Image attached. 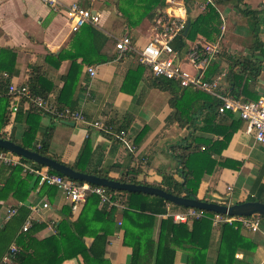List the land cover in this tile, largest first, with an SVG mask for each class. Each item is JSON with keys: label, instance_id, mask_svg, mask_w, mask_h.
Masks as SVG:
<instances>
[{"label": "crops", "instance_id": "crops-1", "mask_svg": "<svg viewBox=\"0 0 264 264\" xmlns=\"http://www.w3.org/2000/svg\"><path fill=\"white\" fill-rule=\"evenodd\" d=\"M59 1L76 2L97 13L98 25H85L72 32L63 12L51 10L41 0H0V133L15 140L29 133L25 143L37 146L45 130L53 125L49 152L63 163L75 164L80 172H103L118 179L134 170L137 181L155 185L161 183L163 176L180 180V163L174 149L186 145L191 134H202L174 117L171 102L179 101L183 89H177L173 97L153 84L154 77L138 63L135 54L117 58L115 50L116 41L124 34L131 37L134 46L141 47L148 40L147 34L153 33L154 16H140L136 9L129 8L125 15L119 12L118 6L125 12L132 0ZM191 1L194 7L187 5L188 17L206 13L208 7L217 15L213 26L211 22L202 25L194 42L221 36V52L205 76L212 73V77L224 78L230 61L242 62L252 57L260 62V72L257 77L241 75L240 98L264 97L263 52L251 49L255 36L264 45V0ZM127 19L136 24L128 25ZM192 44H187L179 54V63L186 70L191 69L186 53ZM88 67L96 70L92 80L86 71ZM10 84L28 85L35 94L59 106L80 109L88 121L103 122L114 134L118 129L124 130L134 149L130 151L115 135H105L84 124L52 120L24 104L12 113L10 106L16 100L7 93ZM220 88H227L223 79ZM202 104L194 102L196 113L205 112ZM201 120L202 116L196 122L197 128ZM211 158L215 164L209 174L202 176L198 199L208 194L211 199L228 204L255 199L264 202V144L255 142L242 122L221 154ZM19 179L27 184V196L25 186L11 190ZM44 202L49 206L47 209L39 214L29 213L32 222L43 225L30 235V243H25L34 260H50L52 264H157L161 222L168 217L166 214L148 219L136 211L128 215L117 210L108 218V211L99 205L96 196L88 198L76 214H71L57 190L40 185L35 177L18 168L0 163V224L8 209L40 206ZM173 210L183 209L174 206ZM191 229V223L186 224V230ZM260 229L264 231V218H260ZM239 230L247 241L239 240L233 257L228 254L218 264H264L262 233ZM102 232L107 234V243L103 261H98L88 250L94 235ZM220 236L221 229L211 226L208 237L204 234L197 239L198 244L207 246L200 263L217 264ZM170 238L171 235L166 243L169 244ZM172 246L175 248L172 264H187L188 252L182 248L190 245L185 233ZM224 247L231 251L234 242H226ZM137 248L138 254L132 261L133 250L135 253Z\"/></svg>", "mask_w": 264, "mask_h": 264}, {"label": "trees", "instance_id": "trees-1", "mask_svg": "<svg viewBox=\"0 0 264 264\" xmlns=\"http://www.w3.org/2000/svg\"><path fill=\"white\" fill-rule=\"evenodd\" d=\"M141 2L142 4L138 5V0H132V2H130L125 7V9H127L125 12L122 6H118V10L123 15H125L128 12V8L129 10L136 9L137 15H148L150 17L154 16L153 24H155V19L162 15L163 9L165 7V0H141ZM216 17L217 15L211 7H208L206 13H201L195 18L187 17V23H189L188 31L186 32V34H184L183 30L181 34H179L172 40V49L177 53L182 52L186 48L187 44H192L197 39V36L201 34L202 25H209V23L211 22V26H213L215 24ZM127 24L134 25L136 24V22L127 19ZM207 38L211 39L209 36H207ZM251 49H258L262 51L264 58V45L256 36L254 45ZM211 64H213V61ZM237 68H239V72L236 71ZM259 72L260 62L256 61L252 57L244 59L242 60V62L230 61L227 68V72L224 74L223 78V83L227 84V88L223 90L220 88L221 92L234 99H240L242 101H254L244 100L240 98L239 88L243 80V76L241 75L247 74L250 77H257ZM205 78L207 80L213 78L212 73L207 74ZM153 84L162 90L169 91L171 95H173V97L175 96L177 89H183L180 96L178 97L179 101L173 100L171 102V105L175 109L174 117L178 120V122L184 120L188 128H194L199 133H202L200 135L191 134V140H187L185 141L186 143H184L186 145L178 146L174 149V152L178 153L176 154V157L180 163L178 173L181 174V179L175 180L172 176H163L161 183L155 185L137 181L135 179L136 171L134 170H129L127 174H124L118 179L112 178L103 172L86 171L85 173L93 174L101 178L116 180L123 183L154 186L175 196H181L186 198L196 197L202 176L205 173L209 174L211 172L212 166L215 164L214 160H212L211 158V155L221 154V152L227 147L233 134L240 127L241 121L237 117L235 118L231 113H226L222 116H218L216 112L218 101L206 93L181 88L176 82L165 78L154 77ZM30 90L32 91L33 89L30 88ZM32 92L35 93L34 90ZM197 101L203 102L202 109L205 111L204 113L201 110L196 113L197 110L194 107V102ZM200 116H202V124L197 128L196 122L198 121ZM120 130L121 129H118L117 132H119ZM52 131L53 125H50L42 134L39 147H37L36 145L32 146L31 144L25 143L24 139L29 136V133L24 134L21 140H15L13 138L7 137L5 133H0V138L11 139V141L26 149L36 151L44 157H48L60 163H63L49 152V144ZM207 134L213 136L208 137L206 136ZM30 135L32 136L33 133H31ZM23 160L31 162L26 159ZM63 164L71 167L76 171H79L75 164ZM50 172L58 174L53 170H50ZM23 186H25L24 188H26L25 193L27 196L28 189L27 184L24 182V180H17L15 184L11 186V190L18 191ZM118 192L122 194L124 198L126 209L123 210V212H125V214L127 213L128 215H133L132 211H136L139 215H145V218L152 219L157 215L166 213V201H164L162 198L156 196H149L141 193H128L122 191ZM91 196H89L88 198H90ZM201 200L219 204H228L227 202L213 200L208 194H206L205 197ZM254 201L264 203L259 199H255ZM179 208L185 209L183 207ZM116 211V209L108 211L107 217L112 218ZM205 213L206 217L192 221V229L190 232L186 230V224L174 223L170 217H167L161 222L159 237L161 239L158 247L159 258L157 264L173 263L175 248L172 245L176 243L179 236L183 235V233H185L186 237L188 238V244L190 245V247L187 249L182 248L181 246L179 247L188 252L187 264H205V262L200 263L199 258L200 256H203L207 249V246L200 245L197 241V239L202 237L204 234L206 235V237H208L209 231L211 229V221L209 217L213 215V213ZM28 214L29 209L26 206H20L16 208V212L14 215L4 220L0 224V262L4 254L7 252L9 246L11 244H15L18 248L17 252L11 260V264H52L50 260H44V262L43 260H41L42 262L36 261L34 260V257L28 254V248H26L25 243L27 241L28 243H30V235H32L38 229L43 227V225L33 222L27 232H21V227L24 221L26 220ZM260 218L262 219L264 217ZM220 229L221 241L217 252V264L228 254L233 257L234 250L239 240L247 241L246 238H243L240 235V230L238 228L235 229L233 226L222 225L220 226ZM21 234L24 235L21 236ZM167 235H171L169 244L166 243L168 237ZM226 242H234V247H232L231 251H229L228 247H224V243ZM106 243V232H102L101 234H95L92 245L88 250L89 255L95 260L103 261ZM137 254L138 248L135 249V253L133 250L132 261L135 260L134 258H136Z\"/></svg>", "mask_w": 264, "mask_h": 264}, {"label": "built area", "instance_id": "built-area-1", "mask_svg": "<svg viewBox=\"0 0 264 264\" xmlns=\"http://www.w3.org/2000/svg\"><path fill=\"white\" fill-rule=\"evenodd\" d=\"M41 1L53 11H62L72 32L78 31L85 25L97 26L99 23L100 17L97 13L82 8L76 2L62 4L59 0ZM188 12V7L184 0H165L162 15L155 20L153 36L141 47H136L128 34L122 35L115 43L117 58L133 53L137 56L138 63L148 68L153 77L169 79L176 82L181 88L210 95L218 101L216 109L218 116L226 113L236 115L244 124L245 132L253 136L255 142L264 144V97L254 101L234 99L221 92L220 82L223 79V75L215 76L209 80L205 78L207 68L220 52L221 36L215 40L208 41L205 38H200L199 41L194 42L186 53V61L191 70L181 67L179 63L180 53L172 49L171 42L185 30ZM86 71L89 80L96 76L94 67H88ZM88 88L89 86H86L87 90ZM7 93L16 100L10 106L12 113H16L20 105L24 104L55 121L84 124L105 135H115L130 151L134 149L124 130L114 134L112 128L105 123L100 121L90 122L86 119L82 110L59 106L55 102L33 93L28 85L10 84L7 88ZM37 147H39V144H37ZM0 163L6 167L18 168L22 173L35 177L40 185H47L57 190L66 201L71 214H76L91 195L96 196L99 205L106 208L107 211L113 209L123 211L126 209L123 195L118 191L86 182L70 180L62 175L50 172L46 167L24 161L20 156L9 151H0ZM174 206L170 202L166 201L165 203V214L174 223L188 224L194 220L206 217L205 211L194 208L173 210ZM48 207V204L44 202L40 206L31 205L28 209L30 214H39ZM15 212V208L8 209L4 219H8ZM209 219L211 226L214 228L229 225L235 229L238 228L251 233L261 232L264 236V231L260 229L259 216L238 217L213 213ZM32 221L31 215L29 216L28 214L21 227V232H27L33 223ZM120 224L118 222V225ZM16 252L17 247L11 244L2 257L0 264L11 263Z\"/></svg>", "mask_w": 264, "mask_h": 264}, {"label": "water", "instance_id": "water-1", "mask_svg": "<svg viewBox=\"0 0 264 264\" xmlns=\"http://www.w3.org/2000/svg\"><path fill=\"white\" fill-rule=\"evenodd\" d=\"M189 23L184 30V34L188 31ZM73 125L72 122H64ZM0 149L9 151L23 159L31 161L39 166L46 167L54 172L74 181L86 182L95 186L105 187L113 191H122L128 193H141L149 196L162 198L164 201L170 202L175 206L183 208H194L205 212L217 213L228 216L248 217L259 216L264 217V203L259 201H244L234 204H219L214 202L202 201L197 197H181L167 193L164 190L143 184H129L107 178H101L93 174L76 171L71 167L60 163L54 159L44 157L36 151L26 149L9 139L0 138Z\"/></svg>", "mask_w": 264, "mask_h": 264}, {"label": "rangeland", "instance_id": "rangeland-1", "mask_svg": "<svg viewBox=\"0 0 264 264\" xmlns=\"http://www.w3.org/2000/svg\"><path fill=\"white\" fill-rule=\"evenodd\" d=\"M186 4L189 6V7H194V4H192L191 0H185ZM153 36V33L151 32L150 34H147V39H150L151 37ZM191 70V69H190Z\"/></svg>", "mask_w": 264, "mask_h": 264}]
</instances>
